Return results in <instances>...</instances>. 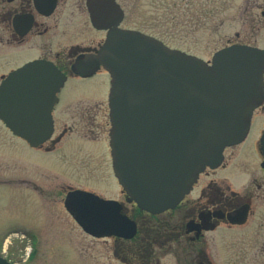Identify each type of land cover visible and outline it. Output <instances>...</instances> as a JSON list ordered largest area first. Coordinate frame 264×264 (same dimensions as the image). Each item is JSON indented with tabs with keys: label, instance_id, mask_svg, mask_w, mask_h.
I'll list each match as a JSON object with an SVG mask.
<instances>
[{
	"label": "flooded vegetation",
	"instance_id": "af4514ba",
	"mask_svg": "<svg viewBox=\"0 0 264 264\" xmlns=\"http://www.w3.org/2000/svg\"><path fill=\"white\" fill-rule=\"evenodd\" d=\"M128 3L130 0H0V91H30L17 95L18 104L29 107L32 93L37 92L38 87L11 84L15 73L27 67L29 72L56 68L66 77L56 93L57 101L52 110L54 132L43 143L33 146L8 128L6 120L0 117V206L5 199L4 195L1 197V187L7 188L4 191L12 196L6 203L9 210L19 212L16 208H23L40 221L36 227L27 228L22 227L21 217L15 223H6L13 214H0V264H33L34 257L40 259V264H50L53 253L44 245V238L53 230L39 228L41 218L33 213L32 198L39 207L48 202L60 204L71 216L65 208V200L68 193L76 189L117 201L120 213L133 226L129 237L104 238L92 237L80 227L89 237L98 240L97 264H103V258L109 260V264H264V192L261 193L264 188V100L252 114L247 137L239 144L226 147L221 164L217 168L207 167L191 191L175 207L162 212L141 209L121 186L118 197L108 198L88 186L55 188L52 181L36 179L39 173H44L37 171V167L48 166L44 158L37 161L26 152L53 154L64 146L61 144L65 137L73 131L71 125L65 126L68 123L60 129L56 116L59 108L64 115L66 108L76 107L73 113L67 111L75 125H97L107 118L111 125V75L95 61L111 33L117 29H137L126 25ZM223 9L225 11V0ZM119 11L122 19L118 23ZM96 19L100 20L99 24ZM97 78L102 79L103 90L97 85L79 94L90 101L74 103L76 97L66 101L63 98L71 82ZM101 94L104 99H99ZM3 103L0 102V106ZM92 136L86 139L88 142L78 140L72 150L89 147L97 152L101 144H105L110 155V139L94 143L92 138L97 137ZM247 144L246 151H252L258 158L252 165L241 157ZM103 153L106 157L107 153ZM7 171L17 175L5 179L2 174ZM111 173L110 169V178Z\"/></svg>",
	"mask_w": 264,
	"mask_h": 264
},
{
	"label": "water",
	"instance_id": "95a60500",
	"mask_svg": "<svg viewBox=\"0 0 264 264\" xmlns=\"http://www.w3.org/2000/svg\"><path fill=\"white\" fill-rule=\"evenodd\" d=\"M95 64L112 76L115 175L132 200L152 213L175 207L207 166L221 163L227 146L245 139L264 99V50L249 45L221 49L208 63L139 31L117 29ZM28 70L15 73L11 84L37 85L31 105L17 101L30 91H0V117L36 146L53 133L51 112L65 77L56 69ZM66 206L97 237L117 233L126 221L112 203L81 191L70 193Z\"/></svg>",
	"mask_w": 264,
	"mask_h": 264
},
{
	"label": "rangeland",
	"instance_id": "374dc122",
	"mask_svg": "<svg viewBox=\"0 0 264 264\" xmlns=\"http://www.w3.org/2000/svg\"><path fill=\"white\" fill-rule=\"evenodd\" d=\"M223 5L224 0H130V3L126 5L128 15L125 22L128 26L142 29L155 36L171 48L196 55L205 61H210L216 51L230 43H248L264 48V17L261 15L264 0H225V11ZM101 82V78L71 82L64 91L63 98L66 101L76 97L74 103L80 100L90 101V98L79 96V94L91 91L93 86L97 85H101L100 88L103 90ZM102 98H105L103 94L99 96V99ZM61 111L63 110L59 108L56 112L60 129L64 127L65 123H68L65 126L73 127L72 133L68 134L61 144L64 146L50 155L39 153L33 155L31 152H26L28 156L37 161L44 158V163L48 166L46 168L37 167V171L44 173H39L36 179L52 181L55 188H57L56 186L65 188L88 186L105 197H118L119 184L115 181L112 173V177H108L111 166L106 145L101 144L100 151L96 149L97 152L91 151L89 147L72 150L78 140L85 141L94 137L93 134L97 137L92 138L95 139L94 143L108 142L110 129L108 118L106 117L107 119L97 125L81 123L75 125L72 119L67 116V111L73 113V111H77L76 107L66 108L64 115ZM101 116H105L104 113ZM65 118L67 120L63 121ZM86 134L89 136L88 138L85 136ZM69 141L71 142L67 144ZM86 142L88 141L86 140ZM248 145L242 150L241 157L247 158L249 164L252 165L257 163L258 158L252 151H246ZM104 151L107 153L106 157H104ZM25 165L28 164L25 163ZM15 175L17 173H13V171L2 174L3 178L9 180L15 178ZM29 175L27 173V177ZM42 175L45 177L43 178ZM105 176H107L106 179ZM239 180L241 182L243 178L240 177ZM1 189V197L4 195L3 202L5 204L0 206V214L3 213L6 216L8 213L13 214L8 215L7 220L9 219V221L5 222L15 223L21 217L22 227L33 228L34 225L36 227V224L38 225L40 222L39 219L35 216L31 217L30 213L25 212L23 208H16L19 212L9 210L6 203H9L12 196L4 191L8 190L7 188L1 187ZM262 192H264V188L261 189ZM57 193L60 200V192ZM32 203L34 215L41 218L39 228L53 230V232L49 231L44 238V245L53 253L50 264H97L98 240L84 233L62 205L48 202L39 207V203H35L33 198ZM27 215L31 218L29 219ZM101 261L103 264H109V260L105 258ZM32 263L40 264V259L34 257Z\"/></svg>",
	"mask_w": 264,
	"mask_h": 264
}]
</instances>
